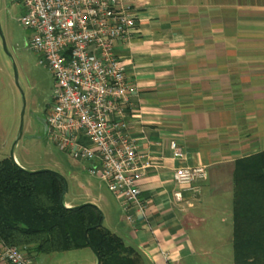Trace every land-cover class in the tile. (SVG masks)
Masks as SVG:
<instances>
[{
  "label": "crops",
  "instance_id": "crops-1",
  "mask_svg": "<svg viewBox=\"0 0 264 264\" xmlns=\"http://www.w3.org/2000/svg\"><path fill=\"white\" fill-rule=\"evenodd\" d=\"M136 8L138 34L118 54L135 90L129 134L150 164L140 181L144 213L130 224L109 191L65 201L96 205L143 264H185L205 251L190 233L207 213L227 223L236 162L264 151V0H137ZM12 117L0 110V161L16 137ZM173 141L184 161L173 158ZM181 166H205L208 178L179 186ZM70 252L31 254L36 264H98L91 249Z\"/></svg>",
  "mask_w": 264,
  "mask_h": 264
},
{
  "label": "built area",
  "instance_id": "built-area-1",
  "mask_svg": "<svg viewBox=\"0 0 264 264\" xmlns=\"http://www.w3.org/2000/svg\"><path fill=\"white\" fill-rule=\"evenodd\" d=\"M16 1L23 9L19 22L31 32L27 46L55 80L46 115L51 143L71 160L87 164L90 176L107 186L133 224L146 207L140 181L150 164L129 134L135 90L118 53L138 34L137 0ZM170 148L175 160H185L177 142ZM207 178L205 166L173 172L182 187ZM0 264L36 262L26 248L0 239Z\"/></svg>",
  "mask_w": 264,
  "mask_h": 264
},
{
  "label": "trees",
  "instance_id": "trees-1",
  "mask_svg": "<svg viewBox=\"0 0 264 264\" xmlns=\"http://www.w3.org/2000/svg\"><path fill=\"white\" fill-rule=\"evenodd\" d=\"M67 184L55 173L31 174L0 161V239L37 255L83 249L100 264H143L140 252L104 226L94 204L65 207ZM234 264H264V151L236 162L233 200Z\"/></svg>",
  "mask_w": 264,
  "mask_h": 264
},
{
  "label": "rangeland",
  "instance_id": "rangeland-1",
  "mask_svg": "<svg viewBox=\"0 0 264 264\" xmlns=\"http://www.w3.org/2000/svg\"><path fill=\"white\" fill-rule=\"evenodd\" d=\"M22 13L18 1L0 0L3 34L1 36L0 33V110L13 116L11 120L16 133L14 142L19 135L22 116L24 119L23 136L14 149L13 142L5 157L11 158L13 149L14 157L19 159V165L25 170L47 169L63 175L68 184V201L77 198L81 203L88 189L110 195L103 182L90 176L87 164L71 160L51 143L42 124L33 121V114L39 117L47 115L55 80L49 69L39 64V57L27 46L31 32L19 22ZM16 72L19 87L16 85ZM228 207L225 217L227 223L221 222V213L215 210L207 213V222L201 229L190 233L196 246L203 245L205 251L186 260L185 264H234L232 201ZM85 254L90 255V251L70 252L65 256Z\"/></svg>",
  "mask_w": 264,
  "mask_h": 264
},
{
  "label": "water",
  "instance_id": "water-1",
  "mask_svg": "<svg viewBox=\"0 0 264 264\" xmlns=\"http://www.w3.org/2000/svg\"><path fill=\"white\" fill-rule=\"evenodd\" d=\"M0 33H1V36H3L2 34V31H1V26H0ZM16 85L19 87V81H18V75H17V72H16ZM24 113V112H23ZM23 132H24V119H23V116H22V121H21V126H20V131H19V135H18V138L16 139V141L14 142L13 144V149L17 146V144L19 143V141L21 140L22 136H23ZM13 149H12V152H11V158L12 161L19 167L21 168L22 170L26 171V172H29L31 174H40V173H55L57 174L60 178H62L66 184H67V181H66V178L61 175L60 173H57V172H54V171H51V170H47V169H44V170H38V171H28V170H25L24 168H22L19 163L17 162L16 158L14 157V153H13ZM68 194V184H67V187H66V190H65V193L61 199V202L62 204L67 207V208H70L66 205V201H65V198H66V195ZM86 205V204H84ZM84 205H81L80 207L84 206ZM90 249L92 250V252L96 255L97 257V260H98V264H100L99 262V258L97 256V253L96 251L93 249V247H90Z\"/></svg>",
  "mask_w": 264,
  "mask_h": 264
},
{
  "label": "flooded vegetation",
  "instance_id": "flooded-vegetation-1",
  "mask_svg": "<svg viewBox=\"0 0 264 264\" xmlns=\"http://www.w3.org/2000/svg\"><path fill=\"white\" fill-rule=\"evenodd\" d=\"M33 121L35 122H40L42 124V126L46 129L47 132V121H46V116L45 117H39L36 114L32 115Z\"/></svg>",
  "mask_w": 264,
  "mask_h": 264
}]
</instances>
